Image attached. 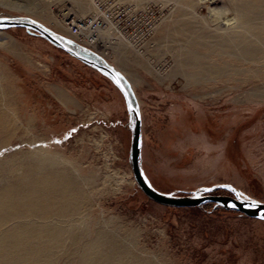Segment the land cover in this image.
Instances as JSON below:
<instances>
[{"label":"rangeland","instance_id":"rangeland-1","mask_svg":"<svg viewBox=\"0 0 264 264\" xmlns=\"http://www.w3.org/2000/svg\"><path fill=\"white\" fill-rule=\"evenodd\" d=\"M26 1L47 4L58 17L71 7L68 0ZM150 1L151 15L159 16V3ZM130 8L134 14L143 12ZM0 15L29 16L25 8L2 0ZM0 31L5 32L2 41H14L20 52L0 46V73L10 89L14 117L22 123L30 118L32 123V130H17L2 150L43 146L83 179L92 232L103 220L105 229L131 232L134 251L152 264H264L263 220L214 203L160 204L139 188L129 163L131 130L125 100L107 77L24 27ZM144 37L136 39L137 44H143ZM160 52L147 56L159 60L166 78L162 83L132 66L146 80L134 91L142 116V167L151 184L186 195L200 187L229 183L264 202V100L236 102L233 96L238 91L222 84L205 88L216 91L214 98L195 99L190 89H182V75L171 69L172 52ZM55 88L76 103H62ZM29 139L34 141L26 142Z\"/></svg>","mask_w":264,"mask_h":264},{"label":"bare ground","instance_id":"bare-ground-1","mask_svg":"<svg viewBox=\"0 0 264 264\" xmlns=\"http://www.w3.org/2000/svg\"><path fill=\"white\" fill-rule=\"evenodd\" d=\"M15 1L2 3L23 7L29 17L76 40L66 21L72 15L86 16L93 0H68L71 7L61 17L47 4ZM121 1L130 17L135 15L131 5L150 14L143 44L136 42L140 37L132 40L122 30L118 44L101 55L126 76L133 89L146 80L132 66L147 70L161 83L166 79L159 60L147 54L167 50L175 59L171 69L184 79L182 89H190L195 99L214 98L216 91L205 88L222 84L238 91L233 96L236 102L264 100V0H155L161 13L156 17L151 15L150 0ZM36 7L39 11L33 10ZM0 34V46L20 54L15 42L4 43L5 32ZM0 75V264H152L134 251L131 232L105 229L104 220L93 232L89 229L90 200L84 180L51 151L43 146L2 150L17 130H32V123L30 118L24 123L16 120L10 89L3 84L5 75ZM55 90L62 103H76L60 88Z\"/></svg>","mask_w":264,"mask_h":264},{"label":"water","instance_id":"water-1","mask_svg":"<svg viewBox=\"0 0 264 264\" xmlns=\"http://www.w3.org/2000/svg\"><path fill=\"white\" fill-rule=\"evenodd\" d=\"M10 27H24L28 31H33L69 55L100 72L119 89L125 100L128 124L131 130L129 163L134 180L146 196L157 203L174 207H193L205 203H214L215 206H220L226 210L236 211L239 214L264 221L261 218L264 216V202L246 195L229 183H216L200 187L186 195L164 192L155 188L142 167L141 108L132 84L126 76L101 54L47 27L37 19L25 15H0V29ZM219 190H227L231 194L216 193Z\"/></svg>","mask_w":264,"mask_h":264},{"label":"built area","instance_id":"built-area-1","mask_svg":"<svg viewBox=\"0 0 264 264\" xmlns=\"http://www.w3.org/2000/svg\"><path fill=\"white\" fill-rule=\"evenodd\" d=\"M148 16L143 11L130 17L121 0H93L92 11L82 18L72 15L66 23L78 43L103 54L118 44L122 30L132 40L145 35Z\"/></svg>","mask_w":264,"mask_h":264},{"label":"snow or ice","instance_id":"snow-or-ice-1","mask_svg":"<svg viewBox=\"0 0 264 264\" xmlns=\"http://www.w3.org/2000/svg\"><path fill=\"white\" fill-rule=\"evenodd\" d=\"M254 206V205H253ZM262 219H264V216H261Z\"/></svg>","mask_w":264,"mask_h":264}]
</instances>
